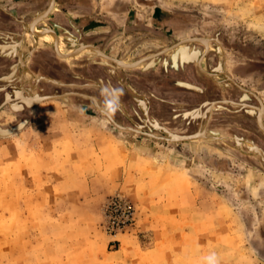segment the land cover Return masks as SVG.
I'll list each match as a JSON object with an SVG mask.
<instances>
[{
	"label": "rangeland",
	"instance_id": "1",
	"mask_svg": "<svg viewBox=\"0 0 264 264\" xmlns=\"http://www.w3.org/2000/svg\"><path fill=\"white\" fill-rule=\"evenodd\" d=\"M95 7L107 30L68 31L58 50L91 45L132 68L87 46L59 56L53 32L35 36L28 62L0 58V264H205L213 252L218 264H264V131L252 107L264 112V0ZM104 84L123 90L106 127ZM74 135L113 139L97 150L105 159L150 162L132 159L129 180L109 186L99 180L118 165H97ZM113 201L131 216L111 217Z\"/></svg>",
	"mask_w": 264,
	"mask_h": 264
},
{
	"label": "crops",
	"instance_id": "2",
	"mask_svg": "<svg viewBox=\"0 0 264 264\" xmlns=\"http://www.w3.org/2000/svg\"><path fill=\"white\" fill-rule=\"evenodd\" d=\"M50 0H0V58L10 54L16 57L17 61H29V55L34 52L35 36L29 34L30 22L43 12L49 6ZM98 0H55L53 9L49 12L47 17L37 27L32 26V30L36 33L48 32L54 30L58 35V46H60V38L66 32H82L87 33L99 32L107 30L104 25H99L98 13L95 10V4ZM37 28V29H36ZM42 28H49L38 30ZM96 37V36H95ZM47 38H42V41ZM54 39V38H53ZM54 41V40H53ZM33 57V56H32ZM40 57V56H39ZM1 60V59H0ZM32 60H34L32 58ZM178 69L179 64H175ZM34 70V67H30ZM73 148L75 150L87 149L92 157V160L106 166L110 162L113 165H118L114 170L113 178L106 177L100 182L105 184H124L129 180L132 172L131 160L136 159L142 164H149L150 157L143 153H139L137 157H131L132 153L127 152L126 156L112 155L108 159L102 157V152L97 150L101 148L103 143H113L114 140L97 136L95 140L90 137L80 135L72 136ZM88 144V145H87ZM120 161H122L120 165ZM115 163V164H114ZM134 250V249H133Z\"/></svg>",
	"mask_w": 264,
	"mask_h": 264
},
{
	"label": "clouds",
	"instance_id": "3",
	"mask_svg": "<svg viewBox=\"0 0 264 264\" xmlns=\"http://www.w3.org/2000/svg\"><path fill=\"white\" fill-rule=\"evenodd\" d=\"M123 95V90L119 87H114L111 84H104L99 87L101 104L100 115L96 118L101 126L106 127L115 117L118 111H121L122 104L120 97ZM205 264H218L216 253H211L204 258Z\"/></svg>",
	"mask_w": 264,
	"mask_h": 264
},
{
	"label": "water",
	"instance_id": "4",
	"mask_svg": "<svg viewBox=\"0 0 264 264\" xmlns=\"http://www.w3.org/2000/svg\"><path fill=\"white\" fill-rule=\"evenodd\" d=\"M54 3H55V0H50V3H49V6H48V8H47V10L44 12V15H42V16H38V17H35L31 22H30V25H29V30H28V32H29V34H31V35H33V36H37L38 38H41V36H38V34H36V33H34V32H32V30H31V28H32V24L34 23L35 25H37L38 23H40V22H42L46 17H47V15L49 14V12L53 9V7H54ZM49 31H51V32H53L55 35H56V41L54 42V48H55V51H56V53L59 55V56H63V57H69V56H72V55H75V54H77V53H79L85 46H87V47H89V48H91V49H93L94 51H96L99 55H101V56H103V57H105V58H107V59H109V60H111V61H113V62H115V63H117V64H119V65H121V66H123V67H127V68H132L133 66H135L134 64H127V63H125V62H123V61H121V60H119V59H116V58H113V57H111V56H109V55H106V54H104L101 50H99L97 47H95V46H91V45H82V46H80L79 48H77V50H76V52H74V54H71V55H60L59 53H58V35L56 34V32L54 31V30H49ZM51 34V33H50ZM190 40H200L201 41V39H190ZM171 48H173V47H170V48H167V49H165V50H162V51H160V52H157V53H155V54H153V55H151V56H149V57H154V56H157L158 54H160V53H162V52H165V51H167V50H169V49H171ZM148 57V58H149ZM177 84L178 85H180V86H183V87H185V88H189V89H193V90H196L198 87L197 86H195V85H193V84H189V83H186V82H177ZM52 97H54V96H52ZM253 108L254 107H256V106H252ZM100 108V107H99ZM258 108V107H257ZM101 109V108H100ZM261 112V111H260ZM263 109H262V114H261V116H260V118L258 119V121H257V124H258V126H259V128L262 130V131H264V125H263V122H262V116H263ZM137 131V130H136ZM197 136H173V138H171L170 140H174V141H184V140H190V139H194V138H196Z\"/></svg>",
	"mask_w": 264,
	"mask_h": 264
},
{
	"label": "built area",
	"instance_id": "5",
	"mask_svg": "<svg viewBox=\"0 0 264 264\" xmlns=\"http://www.w3.org/2000/svg\"><path fill=\"white\" fill-rule=\"evenodd\" d=\"M110 216L117 217L120 216L121 218L128 219L131 216V208L127 203H118L117 201H113L110 204ZM114 223V221H112Z\"/></svg>",
	"mask_w": 264,
	"mask_h": 264
},
{
	"label": "bare ground",
	"instance_id": "6",
	"mask_svg": "<svg viewBox=\"0 0 264 264\" xmlns=\"http://www.w3.org/2000/svg\"><path fill=\"white\" fill-rule=\"evenodd\" d=\"M42 15H44V12L42 13V14H40L39 15V17L40 16H42ZM38 17V16H37ZM35 26V27H37V25H35L34 23L31 25V26ZM42 29H49V28H42ZM32 30V29H31ZM32 32H34V33H36L35 31H33L32 30ZM36 34H38V36H42V35H49L48 33H46V32H43V33H36ZM55 37H56V35H55ZM71 52H73V50H70V51H68V52H66V53H71ZM58 53L60 54V55H71V54H74V53H71V54H66V53H63V52H61V51H58ZM255 108V110L258 112V119L260 118V116H261V114H262V108L261 107H254ZM261 111V112H260ZM258 119H257V121H258Z\"/></svg>",
	"mask_w": 264,
	"mask_h": 264
}]
</instances>
